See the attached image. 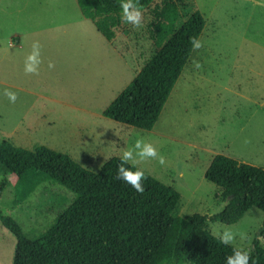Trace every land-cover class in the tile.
Returning <instances> with one entry per match:
<instances>
[{
	"label": "rangeland",
	"instance_id": "obj_1",
	"mask_svg": "<svg viewBox=\"0 0 264 264\" xmlns=\"http://www.w3.org/2000/svg\"><path fill=\"white\" fill-rule=\"evenodd\" d=\"M181 2H194L206 20L202 46L194 49L160 120L147 132L104 117L118 96L121 71L103 46L106 39L81 15L76 0H0V143L31 151L44 146L99 173L143 138L165 163L137 158L129 164L181 195L176 216L221 214L227 205L223 190L205 178L213 159L224 155L264 167V0H154L139 5L141 28L117 16L104 31L136 72L185 22ZM37 24L53 32L45 42L38 40V74H26L30 29ZM5 89L18 93L14 104L3 95ZM16 182L12 175L0 176V211L33 239L75 198L60 185L43 183L17 205ZM208 226L216 237L225 228L243 233L231 245L238 250L251 251L257 239L264 248V216L258 209L235 225L208 221ZM16 247L14 235L0 224V264H13Z\"/></svg>",
	"mask_w": 264,
	"mask_h": 264
},
{
	"label": "trees",
	"instance_id": "obj_2",
	"mask_svg": "<svg viewBox=\"0 0 264 264\" xmlns=\"http://www.w3.org/2000/svg\"><path fill=\"white\" fill-rule=\"evenodd\" d=\"M153 1L138 3L146 7ZM76 2L83 17L110 40L104 28L121 16V0ZM181 4L185 22L105 110V118L141 131L154 129L192 57L193 39L199 41L206 27L194 2ZM120 164L121 159L114 157L95 173L69 155L44 146L31 151L8 141L0 143V176L16 177L17 205L43 183L60 185L75 197L36 239L0 211V224L17 240L13 264H226L236 248L222 244L208 221L232 226L253 209L264 216V167L217 155L205 178L223 190L227 205L210 218L176 216L181 195L173 187L144 172V191L137 192L116 179ZM3 188L4 184L0 196ZM249 253L250 264H264L259 239Z\"/></svg>",
	"mask_w": 264,
	"mask_h": 264
},
{
	"label": "clouds",
	"instance_id": "obj_3",
	"mask_svg": "<svg viewBox=\"0 0 264 264\" xmlns=\"http://www.w3.org/2000/svg\"><path fill=\"white\" fill-rule=\"evenodd\" d=\"M120 6L122 22L131 24L135 28H141L143 26V14L138 0H121ZM192 43L197 49L202 46L201 42L196 39H193ZM40 57L41 44L39 41H35L32 44L31 52L25 57L24 71L26 74H38L41 63ZM49 67L52 68L54 65L50 63ZM3 95L13 104L18 99V93L11 89H5ZM137 158L140 160L148 158L158 159L161 164L165 163V159L162 155H159L157 148L153 144L146 143L143 138L136 139L133 147L123 151L120 157L121 164L118 167L116 179L123 181L137 192L142 193L144 191V187L142 186V180L145 179L144 172L139 169L133 170L132 167L126 166L130 161L134 162ZM238 235L244 238L243 233H238L231 228H225L219 234L218 239L224 245H232ZM250 259L251 257L248 251L234 249L233 254L227 257L226 264H250Z\"/></svg>",
	"mask_w": 264,
	"mask_h": 264
},
{
	"label": "crops",
	"instance_id": "obj_4",
	"mask_svg": "<svg viewBox=\"0 0 264 264\" xmlns=\"http://www.w3.org/2000/svg\"><path fill=\"white\" fill-rule=\"evenodd\" d=\"M68 9V6L67 5H65V10H67ZM76 11V10H75ZM81 11V10H80ZM82 13V12H81ZM37 14L38 13H34V14H30V20H32L33 18H36V16H37ZM82 15V14H81ZM83 16V15H82ZM81 22V21H80ZM90 22V21H89ZM90 23H92V22H90ZM72 24H74V23H70V25H72ZM93 24V23H92ZM94 25V24H93ZM95 26V25H94ZM62 27H63V25H62ZM96 27V26H95ZM48 28V27H47ZM46 30H47V33L45 34V32H46ZM97 30H99V29H97ZM51 32H53V30L52 29H44L43 27H42V25H40V24H37V25H35L34 27H32L31 29H30V41H31V43L33 44V42H35V41H38V40H42V41H44L45 42V40H46V36L48 35V33H51ZM65 34H66V31L64 32ZM98 33L100 34V33H102V32H100V31H98ZM102 35V38L103 39H106V42H105V44H103V46L107 49V51L110 53V55H111V57L113 58V59H115V63H117V66H118V68H119V70H117V72L119 73L120 71H121V73H120V77L118 78V80H120L119 81V83H118V86H119V91H118V96L136 79V77H137V75H138V73L140 72V71H138V72H136L135 71V69H133V67L131 66V63L127 60V59H125L116 49H115V47H114V45H113V43L112 42H110V40L106 37H104L103 36V33L101 34ZM53 36H57V35H53ZM96 36H97V39H102L98 34H96ZM49 41H54V40H49ZM110 49H109V48ZM133 77L132 79H130V80H128L127 82H125V78H127V77ZM116 81L117 80H115V83H116ZM122 84V85H121ZM117 96V97H118ZM116 97V98H117ZM115 101V99L109 104V106L113 103ZM108 106V107H109ZM107 107V108H108ZM106 108V109H107ZM158 129V128H157ZM165 136H169V135H167L166 133H165Z\"/></svg>",
	"mask_w": 264,
	"mask_h": 264
}]
</instances>
